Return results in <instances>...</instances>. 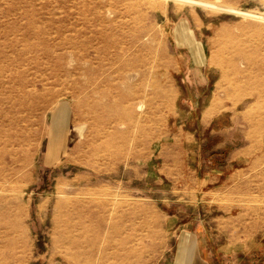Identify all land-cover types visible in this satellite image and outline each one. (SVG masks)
Listing matches in <instances>:
<instances>
[{
	"label": "rangeland",
	"instance_id": "rangeland-1",
	"mask_svg": "<svg viewBox=\"0 0 264 264\" xmlns=\"http://www.w3.org/2000/svg\"><path fill=\"white\" fill-rule=\"evenodd\" d=\"M5 170L0 264H165L196 230L232 246L214 264H264V0H0ZM76 200L107 209L71 240Z\"/></svg>",
	"mask_w": 264,
	"mask_h": 264
},
{
	"label": "bare ground",
	"instance_id": "bare-ground-1",
	"mask_svg": "<svg viewBox=\"0 0 264 264\" xmlns=\"http://www.w3.org/2000/svg\"><path fill=\"white\" fill-rule=\"evenodd\" d=\"M75 71V70H74ZM82 71H84L82 69ZM81 72V71H80ZM85 73L88 75V78L86 77V79H81L79 77H73L72 79L75 82L74 87L77 88L80 92H82L85 96L89 97V96H95V95H103V97H105L107 100L109 97V93L108 90H106L105 87H107V84L109 83V79L108 77L99 79L97 78L95 75H92L89 71H85ZM62 75H64L65 77H70L67 74H69V72H67L66 70L62 71L61 73ZM91 74V75H90ZM54 75V74H52ZM59 77L57 75H54V78L48 82H41L40 84L44 87L45 85H51L53 86L54 83L57 81ZM62 81V80H61ZM60 81V82H61ZM50 86V87H51ZM43 93H48V91L50 90V88H45L43 89ZM36 94H39L38 90H30L29 91V97H32ZM141 96H137V97H133L132 99H140ZM96 102V106L100 105L97 100L95 99ZM143 106L144 103L143 101L139 102L136 107L138 108V110L140 112H144L143 111ZM101 110V112H105L103 113L104 115L101 114V120L104 121L105 123H107V120L110 121L111 117V112H110V102L107 104H105L104 106H101L99 108ZM15 112L17 113V116L24 113L28 112V108H25V110H18L15 108ZM23 113V114H24ZM108 124V123H107ZM113 132V130H109L106 132L107 136L109 137V135H111ZM11 156H13L11 154ZM7 170L3 171L2 173H0V175L3 177L5 175ZM79 178V177H78ZM59 183V182H58ZM57 185V184H56ZM59 185V184H58ZM62 185V183L60 184ZM0 189H2L1 185H0ZM74 204L69 208L67 207V210L65 212L62 213V237H67L70 238L72 240L73 236H75L76 234H83L86 233L87 230L89 229V227L87 225H85V223H83L81 220H83L84 218L90 219V220H94L97 223V226H99V219H103L104 220V216L106 213V203L104 202H98V204L96 206H98V208L100 209V212H90L87 213V211L85 210V208H87V204L85 203V201H81V200H76L75 202H73ZM114 227V232L119 231V229H121L122 226H118L116 227V225L112 224L111 228ZM116 227V228H115ZM75 239V238H74ZM89 248H93V243H91Z\"/></svg>",
	"mask_w": 264,
	"mask_h": 264
},
{
	"label": "crops",
	"instance_id": "crops-1",
	"mask_svg": "<svg viewBox=\"0 0 264 264\" xmlns=\"http://www.w3.org/2000/svg\"><path fill=\"white\" fill-rule=\"evenodd\" d=\"M63 118L64 116L61 112L52 111L50 121L51 129L54 132L63 123ZM244 159L246 160L243 148H240V151L236 150L229 155L228 161L232 163L243 161ZM237 175L238 171L236 169L235 179L238 178ZM228 179H232L231 174L228 176ZM263 223L262 220H259V224ZM231 247L228 242L225 244L216 243L213 236L209 233L199 232L197 230L194 232H179L174 236V245L170 251V258L165 264H214L213 258L215 252H223L225 256V251H228Z\"/></svg>",
	"mask_w": 264,
	"mask_h": 264
}]
</instances>
